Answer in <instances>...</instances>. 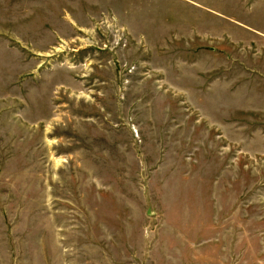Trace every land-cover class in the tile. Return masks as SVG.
Wrapping results in <instances>:
<instances>
[{
	"label": "rangeland",
	"instance_id": "obj_1",
	"mask_svg": "<svg viewBox=\"0 0 264 264\" xmlns=\"http://www.w3.org/2000/svg\"><path fill=\"white\" fill-rule=\"evenodd\" d=\"M0 264H264V0H0Z\"/></svg>",
	"mask_w": 264,
	"mask_h": 264
},
{
	"label": "crops",
	"instance_id": "obj_2",
	"mask_svg": "<svg viewBox=\"0 0 264 264\" xmlns=\"http://www.w3.org/2000/svg\"><path fill=\"white\" fill-rule=\"evenodd\" d=\"M25 91H27L28 92V95H26V99H25V101H26V105H27V110H26V112H25V114H27V113H30L31 112V114L33 113L32 111L33 110H35V112H36V115H34L33 117H35V116H38L39 118H40V116H42V114H43V111L41 112V113H39L36 109H30V107L28 106L29 105V101L30 100H32V99H34V98H38L39 97V94L40 95H42V97H43V101H44V95L42 94V93H40V92H37V93H32V94H30V90L29 89H26ZM30 95H31V98H30ZM13 97V96H12ZM29 98V99H28ZM13 99V98H12ZM12 104H14V103H12ZM44 104H45V101H44ZM45 108V107H44ZM31 114H27L28 115V118H33L32 116H31ZM29 120V119H28ZM43 120H45V119H42V118H40V119H37V120H34V121H29V122H26L27 123V126H33V125H39L40 124V122L41 121H43ZM43 240V239H42ZM7 247L9 248V244L7 243Z\"/></svg>",
	"mask_w": 264,
	"mask_h": 264
}]
</instances>
